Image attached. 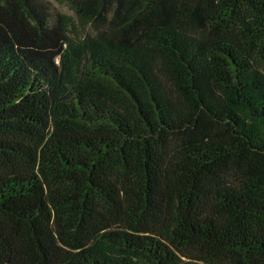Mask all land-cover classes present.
<instances>
[{
	"label": "trees",
	"instance_id": "16d2710c",
	"mask_svg": "<svg viewBox=\"0 0 264 264\" xmlns=\"http://www.w3.org/2000/svg\"><path fill=\"white\" fill-rule=\"evenodd\" d=\"M67 1L0 0V264H264V0Z\"/></svg>",
	"mask_w": 264,
	"mask_h": 264
},
{
	"label": "rangeland",
	"instance_id": "374dc122",
	"mask_svg": "<svg viewBox=\"0 0 264 264\" xmlns=\"http://www.w3.org/2000/svg\"><path fill=\"white\" fill-rule=\"evenodd\" d=\"M52 5L56 12L64 15L67 19H69V24L67 26V36L73 42H81L83 43L87 35L95 36L96 32L91 24L83 25L81 21L78 20L77 15L74 12V9L71 7L70 3L67 0H48ZM180 192V190L172 188L169 193V201L166 204L165 216L162 220L161 225L157 229L162 234H167L172 229V222L174 219L172 217L173 208H172V197L176 195V193Z\"/></svg>",
	"mask_w": 264,
	"mask_h": 264
}]
</instances>
